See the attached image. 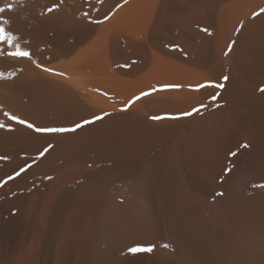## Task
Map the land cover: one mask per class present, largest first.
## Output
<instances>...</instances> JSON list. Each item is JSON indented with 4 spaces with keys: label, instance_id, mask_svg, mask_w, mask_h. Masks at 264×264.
I'll list each match as a JSON object with an SVG mask.
<instances>
[{
    "label": "bare ground",
    "instance_id": "obj_1",
    "mask_svg": "<svg viewBox=\"0 0 264 264\" xmlns=\"http://www.w3.org/2000/svg\"><path fill=\"white\" fill-rule=\"evenodd\" d=\"M0 7V264H264V75L235 62L264 0Z\"/></svg>",
    "mask_w": 264,
    "mask_h": 264
},
{
    "label": "snow or ice",
    "instance_id": "obj_2",
    "mask_svg": "<svg viewBox=\"0 0 264 264\" xmlns=\"http://www.w3.org/2000/svg\"><path fill=\"white\" fill-rule=\"evenodd\" d=\"M62 2V0H61ZM98 2H102V0H98ZM124 3H127V0H124ZM6 7L8 9H11L13 7L12 4H8L6 5ZM59 7V5H53L51 8L48 9V12H52L54 11L55 9H57ZM119 7H122V5H117V8ZM5 11V7H0V13H3ZM260 13H264V8L260 9ZM259 13H254L253 15H258ZM85 15H87L85 13ZM109 17H105V19H108ZM97 23H99L100 21H96ZM4 23H7V21H4ZM204 31H207V29H204ZM13 39L14 37H12L11 33L8 32L3 26L2 24H0V43H7L8 45H12V42H13ZM234 43V42H233ZM231 47V46H230ZM227 55V53H225ZM7 55L10 56V57H27V58H31V54L29 51H24V50H21L19 47H16V49L14 51H9L7 52ZM45 71H53L52 69H47L45 68L44 69ZM224 80H227L228 77L225 76L223 77ZM206 86H214V87H218V88H223L224 85L223 84H215L214 82H206L205 84H199L197 85V89L199 88H204ZM180 85L178 84H167V85H163L162 88L164 89H168V88H179ZM262 91H264V89H261ZM150 93H147V92H144V93H141L140 95L141 96H144V95H149ZM140 97H135V99H139ZM131 103V102H130ZM193 111H198V109H193ZM191 113H185V115H190ZM3 115L7 118V120L9 121H15L17 124H20V125H26L29 129H32L33 131L37 132V133H62V132H65V131H68L69 129H65V128H62V127H38L36 125H34L33 123L21 118L20 116L18 115H15V114H12L8 111H5L3 113ZM102 117L100 116H95L93 119L94 120H99L101 119ZM161 117H153V119H160ZM93 121H90V120H84L82 123H78L75 125V128H80L82 127L84 124H88V123H91ZM0 128H6L7 130L9 131H12L14 129H12L9 125L5 124V123H0ZM72 129V130H75ZM245 147H247L248 145H244ZM52 147V145H48L47 147H45L42 151H40L38 153L39 156H43L50 148ZM231 155H236V153H231ZM0 159H7V157H0ZM231 169H227V171H230ZM20 171H24V169H21ZM20 172H17L16 175H19ZM13 177L9 176L8 179H12ZM256 186V185H254ZM260 187H264V185H259ZM162 247H169L168 244H163L161 245ZM155 247V245H152V246H147V247H144V246H134V247H130L128 249V252L129 253H132V254H137V253H144V252H152L153 251V248Z\"/></svg>",
    "mask_w": 264,
    "mask_h": 264
},
{
    "label": "rangeland",
    "instance_id": "obj_3",
    "mask_svg": "<svg viewBox=\"0 0 264 264\" xmlns=\"http://www.w3.org/2000/svg\"><path fill=\"white\" fill-rule=\"evenodd\" d=\"M256 24L257 25L260 24V27L257 26ZM256 24L248 32L239 33V35H238L239 37L237 36L238 38L241 37V39H238V41H240L242 46H244V47H242L243 50L244 49L246 50V51L244 50L245 52L244 51L243 52L246 53L245 57L248 58V60H249L248 63L246 62V60H247L246 58H245L246 60H244L246 62V64H244V61L241 63V61H239V60L235 61V59L232 60L231 63H233L235 61L236 64H239L238 66H241V67H238V68H239V70L242 71V74L245 73L244 70L248 71L249 73H250V70H251V72H252V70H254L253 72H255L256 74H254L253 72H252V74H249V73L248 74L253 75V76L260 74L259 76H263L264 75V19H262V22L258 21ZM135 60L138 61L137 57L135 58ZM217 60H219V59H217ZM133 61H134V59H133ZM137 61H134V62H137ZM216 62L217 63L215 64V66L216 65L221 66V64H226L225 62L222 63L223 60L222 61H216ZM236 64H234V65L237 67ZM247 65H249V66H247ZM208 68L203 69V70H205L204 71L206 73L205 75H207L208 79H209V76L211 75L210 73H212L213 75L210 76V81H213L214 83L219 84L218 83L219 81L217 80L218 77L216 78L215 73H214L215 71H212L213 68H214V70L216 68L214 66L211 68L210 67H208ZM208 73L210 75H208ZM229 78L230 77H228V80H229Z\"/></svg>",
    "mask_w": 264,
    "mask_h": 264
}]
</instances>
